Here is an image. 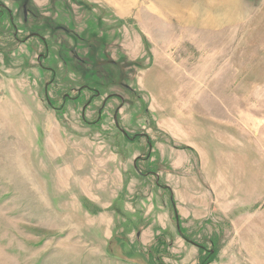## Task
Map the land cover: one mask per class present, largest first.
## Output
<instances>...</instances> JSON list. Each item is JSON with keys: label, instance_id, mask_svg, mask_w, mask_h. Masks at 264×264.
<instances>
[{"label": "rangeland", "instance_id": "rangeland-1", "mask_svg": "<svg viewBox=\"0 0 264 264\" xmlns=\"http://www.w3.org/2000/svg\"><path fill=\"white\" fill-rule=\"evenodd\" d=\"M1 5L0 264H264V0Z\"/></svg>", "mask_w": 264, "mask_h": 264}, {"label": "flooded vegetation", "instance_id": "flooded-vegetation-1", "mask_svg": "<svg viewBox=\"0 0 264 264\" xmlns=\"http://www.w3.org/2000/svg\"><path fill=\"white\" fill-rule=\"evenodd\" d=\"M1 7L4 8L5 10H7L8 12H10L5 6L1 5L0 6V14L2 13V8ZM68 97H70V95H68V94L66 96H64L65 99L68 98ZM99 113H100V111H99Z\"/></svg>", "mask_w": 264, "mask_h": 264}]
</instances>
